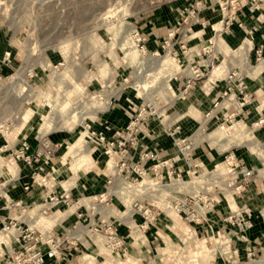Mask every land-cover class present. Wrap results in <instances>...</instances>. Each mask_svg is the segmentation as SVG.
I'll return each mask as SVG.
<instances>
[{
  "label": "rangeland",
  "instance_id": "obj_1",
  "mask_svg": "<svg viewBox=\"0 0 264 264\" xmlns=\"http://www.w3.org/2000/svg\"><path fill=\"white\" fill-rule=\"evenodd\" d=\"M261 15L264 10L253 9L246 0H0V58L2 51L10 53L8 63L0 61V264H15L12 259L27 245L21 239L20 231L27 226L18 199L23 167L29 171L27 179L22 176L21 192L46 184L72 189L68 207H49L38 214L44 218L60 213V226L46 223L41 230L32 229L39 240L35 249L45 253L57 245V263L257 264L252 253L250 261L233 262L226 236L212 229L207 212L216 196L222 201L233 198L244 185L236 179L226 188L228 176L224 165H218L230 151L226 147L237 145L232 149L252 160L264 159V149L258 154L248 146L255 140L241 119L216 122L205 114L201 119L196 111L210 114L211 104L200 103L191 93L202 87L196 82L214 76L212 69L222 60L216 77L228 70L227 57L215 54V48L227 50L222 42L226 39L216 33L230 26L241 31L237 47L247 39L248 25L256 24L257 30L264 25ZM163 24L165 32H175L165 48V35L155 37L154 43L152 37ZM198 29L205 37L197 42ZM136 37L144 40V50L135 46ZM248 58L253 65L254 56ZM234 70L244 74L241 67ZM141 106L149 110L138 126V148L128 151L119 169L89 142L81 126L121 133ZM227 109L232 111L230 105ZM173 115L175 124L187 119L184 137L192 142L193 152L200 144L219 143L217 163L197 165L191 153L190 160L182 159L173 142L180 135L169 136V129V151L146 148L153 141L151 126L164 130ZM236 121L240 124L233 126ZM22 142L32 149L30 166L13 156ZM142 152L149 159L143 178L134 181L135 158ZM40 158L48 164L36 166ZM166 158L180 179H168L161 171L160 184L155 183L154 167ZM260 169L264 176V167ZM79 180L85 182L84 189L77 187ZM138 206L149 213L138 212ZM9 210L12 214L5 218ZM238 213L224 218L235 227L230 234L235 238L246 232H238L229 220ZM126 218L132 228L124 224ZM5 224L10 228L3 232ZM112 237L120 241L115 249L109 245Z\"/></svg>",
  "mask_w": 264,
  "mask_h": 264
},
{
  "label": "crops",
  "instance_id": "obj_2",
  "mask_svg": "<svg viewBox=\"0 0 264 264\" xmlns=\"http://www.w3.org/2000/svg\"><path fill=\"white\" fill-rule=\"evenodd\" d=\"M244 21H246V18H243ZM156 23H160L159 21L155 20ZM249 22V21H248ZM221 21L218 20V24H220ZM163 30L159 33H154L152 35L153 37V43L155 42L154 38L161 35H165V33L168 31L165 29V24H163ZM248 25V24H246ZM223 26V25H222ZM237 26V25H236ZM250 26V25H248ZM162 26H160L161 28ZM228 29V30H227ZM215 31V29L213 30ZM219 31V29L217 30ZM216 32V31H215ZM195 39L198 41L201 40L204 36V30L198 29L195 31ZM217 37L223 36V38L226 39L222 40L223 44L226 45L227 50H220L219 48H215V54L217 56L219 55H225L227 57L226 60V67L227 69L241 67L243 73H246L249 75V77L245 80V85L247 87V92L250 95V104L245 105L239 113L232 119L230 123H233L237 118L241 119L243 126L246 130H248V127H251V131L248 130L246 134L251 135V137L255 140V142H252L250 145H248L254 152L260 154L261 151L264 149V124L254 126L253 123L258 121L259 119L264 118V99L261 96V90L264 87V57L263 60L260 61L257 65H251L249 60V55H252L251 48L258 45L263 44L264 45V25H261L259 27V30L254 32V39L248 40L244 39L241 44H239L237 47L235 46V43L240 40L241 36L243 34L240 32H235L233 30V26H230L226 28V31L222 29L221 32L216 33ZM207 38V39H206ZM206 40L211 41L213 38L206 37ZM244 38V37H243ZM213 38L212 40L215 42ZM240 41V42H241ZM218 43V41H217ZM216 47V46H215ZM234 47V49H232ZM234 51V54L231 55L230 52ZM186 53V52H184ZM200 53H203L200 51ZM201 57V56H200ZM200 57H197L200 58ZM203 57V56H202ZM201 57V58H202ZM248 58V59H247ZM200 62V61H198ZM196 62V63H198ZM223 63V60L212 69V74L214 76L212 78H207V81H200L196 82L195 85L202 86L199 87V91H195L191 93V96L194 95L199 97L200 103H210L211 104V111L210 114H208L206 109L200 110V112L196 111L197 113L201 114L200 118L202 119L204 117L213 118L214 121H221L223 118L226 117V115L229 113L230 110L229 105H224L220 102L221 93L223 92L224 88V82L223 77H216L219 73H215V70L220 68V64ZM225 63V62H224ZM204 87L206 88V91H204ZM197 88V87H196ZM199 103V104H200ZM201 106V105H200ZM226 106V107H225ZM209 115V116H208ZM187 118L189 115H184ZM174 118L173 116H170L169 121L166 123L164 130L158 126V124H154L153 127L151 126V132H152V139L153 141H146L145 144L149 150H154L155 148H160L161 150L169 151L167 146L169 145V142L171 140L166 137L165 131L168 129H171L173 125L179 126V135L184 137L187 135L188 132V125H187V119L183 120L179 124H175L176 121L172 120ZM181 118V117H180ZM189 124V123H188ZM240 124L239 121H236L234 125ZM228 127L234 128L233 126ZM246 126V127H245ZM159 135V136H158ZM248 136V135H247ZM109 138V137H108ZM250 138V137H249ZM157 141V143H156ZM234 144V143H233ZM231 145V144H230ZM219 143H217V146L214 147L211 145V147L206 145H198L195 149V151L191 152L194 155L195 161L197 165L200 166H209L213 165L217 162H215V159H218V156L222 151H219ZM243 146V145H242ZM248 146H244L247 148ZM218 147V148H217ZM237 148V145H232V147H226L228 150H232L235 155L242 160V162L248 167L254 169V175L252 178H250L247 181V184H244L242 191L236 192L233 194H236L237 196L230 197L224 201L220 200L215 197L213 200V203L207 212V218L209 224H211V227L213 230H217L218 233L222 234V236H226V240H228V255L233 257V262L242 260L243 262L249 260L250 256H248L249 253H252V257L259 259L258 262H255L257 264H264V184H262V179L264 176L261 175V167L260 164L263 163L264 167V159H258V160H252L249 158L248 155H245V152L238 153V150H233L232 148ZM224 148V147H221ZM259 149V151L257 150ZM221 150V149H220ZM30 153L33 154L32 149L30 148ZM239 154V155H238ZM243 157L244 155L246 157ZM248 156V157H247ZM43 158H40L39 162L36 164V166H41L44 164H48V162H45ZM221 166L220 164H218ZM34 166V165H33ZM186 166V165H185ZM28 168L23 167L22 173L19 178L20 184V192L18 194V199H20V204L23 206L24 211H20V213L25 217L24 221H22L27 227H30L32 229L41 230V227L43 224L47 227L50 225V228L54 226L55 224L59 225L62 223L61 221L58 222V220L61 218V214H52L48 217H42L38 216L39 211L42 208V205L44 202H47V197L50 195L58 196L60 194H67L68 196H71V190L72 189H64L60 185H45V187H34L32 191L29 192H21L22 185V176H24L27 179V175L25 176V173L28 174ZM111 174V173H110ZM44 178V177H43ZM78 186L84 189L86 187L85 182L83 180L78 181ZM55 193V194H54ZM73 195V194H72ZM119 198H121L118 194H116ZM254 195V196H253ZM16 198V200H18ZM122 199V198H121ZM123 201V200H122ZM60 206L54 207L55 209H59ZM62 207V206H61ZM4 210V209H3ZM5 211V210H4ZM235 211L239 212V214H243V218L247 219L250 222V229H248L240 238L233 237V233L231 234V230L233 231L235 227L233 225L224 222V218L227 217L230 213H234ZM11 211L9 210L8 213H6L5 218H10ZM15 214V213H14ZM124 224L128 228H132L133 224L132 221H129L127 218L124 221ZM60 226V225H59ZM47 262L52 264H60L56 261L48 260Z\"/></svg>",
  "mask_w": 264,
  "mask_h": 264
},
{
  "label": "built area",
  "instance_id": "obj_3",
  "mask_svg": "<svg viewBox=\"0 0 264 264\" xmlns=\"http://www.w3.org/2000/svg\"><path fill=\"white\" fill-rule=\"evenodd\" d=\"M236 1V0H232ZM249 4L252 5L253 9H263L264 10V0H246ZM262 16V15H261ZM264 21V16H262ZM256 21H258L256 19ZM258 29V26L256 24H253L247 29H244V32H246L247 39H252V34L256 32ZM174 31L168 30L165 34V38L163 40V45H161L162 48L168 47L169 40L174 35ZM137 35V34H136ZM135 46L140 49L144 50V40L140 39L139 37H136ZM252 55L254 56V66L257 65L260 61L263 60V52H264V46L263 44H258L251 48ZM157 53V51H156ZM9 56L10 53L7 50L2 51V56L0 58V61L4 64L9 62ZM249 77L248 74L244 73L242 74L239 71L234 70V68L228 69L224 76H223V82H224V88L223 92L221 93V97L225 99L224 102H221L222 104H229L232 107V111H229V113L226 115L225 118L222 119L223 122H231L234 117L239 113V111L247 104H250V95L248 94L247 87L245 85L246 78ZM261 96L264 99V87L261 90ZM147 110H149L148 106H141L139 109H137V113L135 117L130 120V122H127L126 125L123 128V131L119 133V131L116 132H109L106 130H103L99 127H96L95 125H90L88 123H83L81 126L83 132L86 135V138L95 145V147L102 153L104 157H106L108 160L107 162L111 161L114 165V167H117L119 165V169L124 166L129 154L128 151L135 152L136 148H138L137 143V133L139 131V124L145 120V115H147ZM264 124V118L259 119L255 123H253L254 126L263 125ZM169 136L171 135H179V128L178 126L173 127L172 129H169L168 132ZM109 137V138H108ZM174 146L176 148V151L178 155L181 156L184 160H190V153L193 151V144L187 137H176L174 140ZM47 148V147H46ZM49 150V148H47ZM138 153V152H137ZM136 153V154H137ZM13 156L16 160L21 161L24 165L30 166L34 159L30 156V149L27 143L22 142L18 146V148L13 152ZM156 157V156H155ZM155 157H153L155 159ZM134 158V157H133ZM151 158V160H153ZM136 164L134 165L135 170L133 171V174L135 175V180L137 178L142 179L144 176V166L146 162L149 159V153H140L137 155ZM222 162L220 165H224V171L225 174L228 176L229 183L226 184V188H231L233 184L235 183L236 179H241L243 184H247V181L252 178L254 173V169L248 168L242 160L236 157L235 153L230 150L228 153H226L222 157ZM263 163L260 164L261 168L263 167ZM195 167V164L193 165ZM153 170L154 172H158L157 175L153 176V179L155 183H159L161 181V171H164L165 177L169 178H175L176 180L180 179V176L175 169H173V162L171 159H164L163 161L159 162ZM244 186V185H242ZM235 189V188H234ZM233 189V190H234ZM243 187H237V192L242 191ZM71 201L67 194H60L58 196L50 195L47 197V202H44L42 205L41 210L39 213L45 214V212L48 210L49 207H56V206H64L68 207L70 205ZM138 212L140 210H143L144 214L149 213V210L146 208H143L141 206L137 207ZM229 220H232L233 223L236 226V229L240 233H244L248 229H250L251 225L250 222L247 219H244L241 214L233 215L229 217ZM9 225L5 224L3 225L2 231L6 232L9 230ZM20 227L18 228V230ZM20 233L22 234L21 239L27 244L23 250L14 257L13 262L15 264H52L47 263L48 260L57 261L59 258V255L57 253V245H51V247L47 248V251L45 253H42L41 251L35 249L36 242L39 241L37 237H33L32 228L26 227L21 229ZM39 237V236H38ZM109 245L112 246L111 248H117L120 246V241H117L115 237L110 238ZM76 244L73 242L72 250L76 251ZM21 262V263H20Z\"/></svg>",
  "mask_w": 264,
  "mask_h": 264
},
{
  "label": "bare ground",
  "instance_id": "obj_4",
  "mask_svg": "<svg viewBox=\"0 0 264 264\" xmlns=\"http://www.w3.org/2000/svg\"><path fill=\"white\" fill-rule=\"evenodd\" d=\"M168 209V207H166Z\"/></svg>",
  "mask_w": 264,
  "mask_h": 264
}]
</instances>
